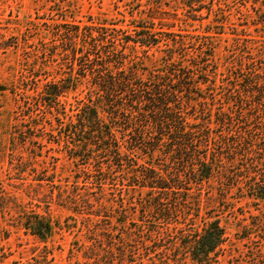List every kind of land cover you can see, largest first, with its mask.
<instances>
[{"label": "trees", "instance_id": "1", "mask_svg": "<svg viewBox=\"0 0 264 264\" xmlns=\"http://www.w3.org/2000/svg\"><path fill=\"white\" fill-rule=\"evenodd\" d=\"M56 6V16L20 32L22 42L0 41V50L33 46L50 61L26 69L12 89L9 150L17 163L10 170L22 186L31 178L29 209L13 226L47 243L82 218L85 264H264L259 41L235 33L242 54L223 73L215 36L164 32L176 27L166 16H177L160 5L149 7L148 23L132 19L127 28L102 17L69 21ZM35 27L45 28L48 43L30 44ZM42 72L52 79L40 86ZM82 86L83 99L65 100ZM147 157L164 159L149 164ZM61 160L73 165L67 175ZM215 183L216 197L205 195ZM130 187L145 196L138 201ZM229 191L253 207L236 219L234 234L207 206L212 197L226 203ZM10 200L2 181V212ZM53 205L71 214L65 226L36 210L48 214Z\"/></svg>", "mask_w": 264, "mask_h": 264}, {"label": "rangeland", "instance_id": "2", "mask_svg": "<svg viewBox=\"0 0 264 264\" xmlns=\"http://www.w3.org/2000/svg\"><path fill=\"white\" fill-rule=\"evenodd\" d=\"M197 1H191L194 9L192 10L185 4L186 0H0V41H7L11 44L17 42L16 37H19L20 32H23L30 22L45 23L47 20L44 18L56 16V5L59 3L65 7L62 15L67 16L69 21L84 23L90 16L102 17L113 20L115 23L125 21L122 24L125 28L132 19L139 20L143 17L147 22L151 15L148 11L149 7L160 5L163 11L177 16H166L170 18L168 21L176 23V27L170 30L164 27V32H179L181 29L183 34L215 36L213 40L220 63L218 69L223 73H226L225 67L230 66L231 68L234 63L237 65L236 61L242 54V51L234 50L235 33L240 34V37L242 35V39L246 36L248 39L254 38L259 41L256 45L261 48L262 53L264 52V23H262L264 21V0H203L201 3ZM42 29L45 28L32 29L29 37L30 44L38 38L49 42L42 34ZM159 38L167 39L168 37L159 34ZM18 39L22 42L20 37ZM21 46L22 44L17 49L11 47L6 51L0 50V87L7 89L6 91L0 90V182H5L6 192L13 197V200L8 202L11 207L9 211L2 212L0 207V264H85L83 245L87 241V235L85 230H81L82 218H78L79 221L74 224L76 228L71 231L57 229L53 238L47 243H42L26 235L19 227L13 226L17 225L15 223L18 222L17 217L21 209H29L30 199L25 194L27 191L25 185L28 181L31 182V178L22 186L23 182L15 179L17 177L15 171L10 170L12 159L14 163H17L16 157L13 158L9 150L12 116L16 105L12 89L26 69L30 72L34 67L36 69L43 63L50 64L48 56L37 55L33 51V46L26 51H23ZM45 74L46 72H42L40 86L52 79L50 77L46 80ZM31 86L35 87L33 84ZM87 91V88L82 86L76 93L70 91L65 100L73 103L74 97L83 99ZM146 156L141 154V157ZM146 159L149 164H152L153 162L162 163L164 158L152 160L147 157ZM63 166L65 175L68 173L67 170L70 171V168H73V165L66 160L59 162V167ZM174 168L176 169L177 165ZM8 183L11 185L9 186ZM216 187L217 183L211 185L207 191H204L205 195L209 192V196L216 197ZM130 192L131 194L136 192L133 197L138 201L145 196L141 191H134L131 187ZM214 197L208 201V210L221 220V224L227 228L229 233H236V219L241 218L243 214L248 217L253 207L250 210L246 201L240 199L237 191L227 193L226 203L215 200ZM36 210L41 214H46L53 223L60 222L63 226L67 223L66 218L71 215L55 205L50 208L48 214L43 206ZM153 216L156 215L153 214ZM199 226L201 227L202 224L199 223Z\"/></svg>", "mask_w": 264, "mask_h": 264}]
</instances>
